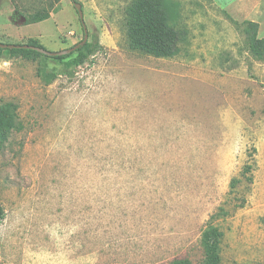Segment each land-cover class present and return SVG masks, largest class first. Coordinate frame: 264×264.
Returning <instances> with one entry per match:
<instances>
[{"label": "rangeland", "instance_id": "obj_1", "mask_svg": "<svg viewBox=\"0 0 264 264\" xmlns=\"http://www.w3.org/2000/svg\"><path fill=\"white\" fill-rule=\"evenodd\" d=\"M132 0H0V44L101 48L64 73L49 57L0 60V264H201L208 225L221 264H264V62L242 22L264 0H172L179 53L131 51ZM49 13L25 25L27 15Z\"/></svg>", "mask_w": 264, "mask_h": 264}, {"label": "trees", "instance_id": "obj_2", "mask_svg": "<svg viewBox=\"0 0 264 264\" xmlns=\"http://www.w3.org/2000/svg\"><path fill=\"white\" fill-rule=\"evenodd\" d=\"M48 18L49 13L36 12L27 15L24 24H36ZM178 20V4L172 0H132L126 8L124 16L125 37L128 48L131 51L157 59H169L176 56L179 53V44L183 35V32L174 25ZM241 25L247 52L256 62H264V38L258 37V23L244 21ZM16 45H28L44 49L37 39L32 38L25 43ZM100 48L101 46L95 39L92 42L87 41L82 47L68 55L49 58L54 60L64 73H69L72 69L88 62ZM4 56L7 58H21L27 61L47 57L36 51L22 48L0 49V60ZM14 109L15 106L12 103H6L0 107V142L4 141L14 128ZM4 215V211L0 206V221L3 220ZM221 240L222 233L217 227L208 225L205 228L200 239L203 255L201 264H221ZM170 264L192 263L187 259H180L174 260Z\"/></svg>", "mask_w": 264, "mask_h": 264}, {"label": "water", "instance_id": "obj_3", "mask_svg": "<svg viewBox=\"0 0 264 264\" xmlns=\"http://www.w3.org/2000/svg\"><path fill=\"white\" fill-rule=\"evenodd\" d=\"M73 6H74V8L78 14L79 20L81 22L82 30H83L82 40L79 43H77L76 45H74L73 47L67 48L65 50L57 51V52H49L45 49H41V48H37V47H33V46H28V45L0 44V49H2V50H4V49H18V48L30 49V50L36 51V52H38L44 56H47V57H56V56L68 55V54L76 51L77 49H79L80 47H82L84 44L87 43L88 32H87L86 26L83 22V13H82L80 4L73 3Z\"/></svg>", "mask_w": 264, "mask_h": 264}, {"label": "crops", "instance_id": "obj_4", "mask_svg": "<svg viewBox=\"0 0 264 264\" xmlns=\"http://www.w3.org/2000/svg\"><path fill=\"white\" fill-rule=\"evenodd\" d=\"M45 21H47V20H45ZM44 22V21H43ZM40 23H42V22H40Z\"/></svg>", "mask_w": 264, "mask_h": 264}]
</instances>
